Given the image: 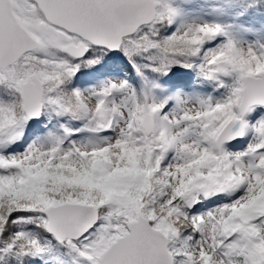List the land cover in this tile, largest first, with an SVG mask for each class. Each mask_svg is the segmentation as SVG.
I'll use <instances>...</instances> for the list:
<instances>
[{"label": "snow or ice", "instance_id": "6c2138e0", "mask_svg": "<svg viewBox=\"0 0 264 264\" xmlns=\"http://www.w3.org/2000/svg\"><path fill=\"white\" fill-rule=\"evenodd\" d=\"M0 264H264V0H0Z\"/></svg>", "mask_w": 264, "mask_h": 264}]
</instances>
